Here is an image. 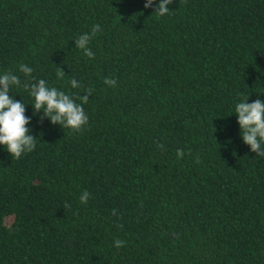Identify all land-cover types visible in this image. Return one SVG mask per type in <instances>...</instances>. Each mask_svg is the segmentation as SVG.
<instances>
[{"label": "trees", "instance_id": "16d2710c", "mask_svg": "<svg viewBox=\"0 0 264 264\" xmlns=\"http://www.w3.org/2000/svg\"><path fill=\"white\" fill-rule=\"evenodd\" d=\"M159 2L0 0V75L37 138L20 159L0 144V264H264V157L235 115L264 102V0ZM40 79L93 89L82 130L34 113Z\"/></svg>", "mask_w": 264, "mask_h": 264}, {"label": "clouds", "instance_id": "9594fccd", "mask_svg": "<svg viewBox=\"0 0 264 264\" xmlns=\"http://www.w3.org/2000/svg\"><path fill=\"white\" fill-rule=\"evenodd\" d=\"M155 0H146L145 8H153ZM173 0H160L155 7L154 13L158 16H164L171 11L168 7ZM101 31V25L95 24L89 32L79 35L75 39L76 48L83 51L84 55L94 58V52L88 47L90 41ZM19 71L25 77H31L33 69L26 64L19 66ZM65 72L59 69L58 78H63ZM73 88L81 85L76 79L70 81ZM105 84L115 87L117 81L105 78ZM20 77L13 72H7L0 75V144L4 145L12 158L20 159L22 154L30 153L36 148L37 138L30 134V128L27 125L31 120L26 117V105L17 101L9 94L11 86H21ZM23 87L30 90L34 98V113L43 111V118H48L53 125L59 124L63 128H70L73 131H80L88 123V116L85 113L82 104L87 103L93 89H86V95L80 97L82 103L78 104L65 92L55 87L49 88L45 80L40 79L37 83L24 82ZM249 98L235 106V115L238 117V123L241 127V135L245 144L249 145L251 151L256 155L264 157V102L257 99L249 103ZM161 147H163L161 145ZM178 158L184 155L183 150H177ZM90 193L85 190L80 196L81 204H87ZM71 205L65 203L64 209H70ZM115 215V212L113 213ZM114 246L120 248L124 246L123 240H115Z\"/></svg>", "mask_w": 264, "mask_h": 264}]
</instances>
